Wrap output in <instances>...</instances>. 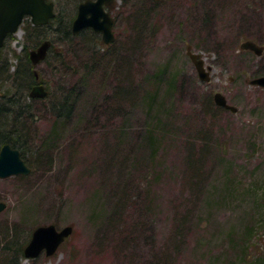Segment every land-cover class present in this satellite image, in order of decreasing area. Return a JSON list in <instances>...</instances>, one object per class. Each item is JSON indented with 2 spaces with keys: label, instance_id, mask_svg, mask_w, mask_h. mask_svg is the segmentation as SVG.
Instances as JSON below:
<instances>
[{
  "label": "rangeland",
  "instance_id": "obj_1",
  "mask_svg": "<svg viewBox=\"0 0 264 264\" xmlns=\"http://www.w3.org/2000/svg\"><path fill=\"white\" fill-rule=\"evenodd\" d=\"M113 16L115 41L95 65L79 40H57L67 67L35 66L40 81L77 90L75 111L57 119L46 102L34 104V171L0 178V234L16 224L25 236L37 225L74 227L55 254L19 264L264 260V86L251 82L264 75V0H119ZM25 33L22 25L3 48L12 70L26 43L35 49ZM217 91L236 112L217 108ZM153 124L164 132L157 147Z\"/></svg>",
  "mask_w": 264,
  "mask_h": 264
},
{
  "label": "trees",
  "instance_id": "obj_2",
  "mask_svg": "<svg viewBox=\"0 0 264 264\" xmlns=\"http://www.w3.org/2000/svg\"><path fill=\"white\" fill-rule=\"evenodd\" d=\"M71 1V8L67 13L58 8L59 3L57 2V8L55 7V16L46 25H34L28 16L25 17L22 24L26 30L25 41L28 43L30 42L31 45L33 44L34 48H37L43 41L50 40V47L46 58L43 61L46 62L52 69L60 68L61 66L67 67L69 59L66 50H61V48L55 45L57 40H62L68 46L72 47L74 46L75 41L79 40L77 41V44L81 43L84 50H88L92 57L90 63H86V66H91L92 64L95 65L102 57L103 48L112 46V43H103L102 35L96 33L91 28H86L77 34L73 33L72 22L76 16L78 4L83 0ZM65 11H67V9ZM12 36L13 34H9L8 38H12ZM28 46L30 45L27 43L24 46V56L17 55L19 63L16 65L14 70L11 69L12 66L10 62L3 60V48L1 51L0 74L3 73V70H5L7 74L5 81L0 85V150L6 143H9L14 148H18L23 159L26 161L28 166L31 167L32 173L34 171V166L31 163L32 161L30 162L26 156V149L27 145H29L28 143L30 142V129L27 125V119H34L36 116L34 104L37 101L46 102V105L53 116L57 117V119H67L72 116L75 111V103L72 97L75 96L76 93L78 94V92L74 87L66 92L62 91L64 87L58 86L59 88H54L51 85L50 80H46L47 82L45 84L49 92L48 95L45 98L31 97L30 90L37 82V78L36 71L34 70L36 65L32 63L29 53H27L28 48L26 47ZM165 72L166 68L162 70V76ZM9 81H11L10 84L8 83ZM151 95L152 96L148 97V99L152 104L154 95ZM217 108L221 109L222 107ZM158 112L161 113L159 110ZM57 130L56 126L53 127L50 138L45 141L43 148L45 146H50L49 141L52 137H57ZM157 132L159 133L161 139L164 136V132L158 130L154 124L148 130V137L150 142L154 143V146L158 145L157 137L155 135ZM28 152L31 153L29 150ZM4 231L6 230H2L0 234L1 242L3 243L0 245V256H3L0 259V263L6 262L7 264H19L20 258L24 256V247L29 241L31 234H29V236H25L24 230L18 227L17 224L15 225L12 233L10 232L9 234H6ZM251 264H264V260L255 261Z\"/></svg>",
  "mask_w": 264,
  "mask_h": 264
},
{
  "label": "water",
  "instance_id": "obj_3",
  "mask_svg": "<svg viewBox=\"0 0 264 264\" xmlns=\"http://www.w3.org/2000/svg\"><path fill=\"white\" fill-rule=\"evenodd\" d=\"M117 0H83L78 4L77 15L72 22V31L77 34L86 28H92L95 32L102 34V40L108 44L115 40L113 31L114 18L112 10ZM29 16L34 25H45L55 16V2L53 0H0V56L2 47L10 33H16L24 18ZM50 40L43 41L36 49L30 51V59L33 64L44 60L50 46ZM248 48L255 50L258 54L261 48L247 43ZM199 77L202 80H210V72L206 69L205 61L197 54H190ZM37 78L39 77L36 73ZM253 84L264 86V75L253 78ZM48 90L44 83L35 84L30 91L32 97L45 98ZM215 103L233 112L237 108L229 103L227 97L220 91L214 93ZM31 168L22 158L19 149L12 147L9 143L2 146L0 150V178L12 175L30 174ZM7 206L5 201H0V212ZM74 231L72 225L62 228L54 223L38 225L32 232L29 242L24 247L26 258H36L43 252L51 256L57 252L59 247L69 238Z\"/></svg>",
  "mask_w": 264,
  "mask_h": 264
},
{
  "label": "flooded vegetation",
  "instance_id": "obj_4",
  "mask_svg": "<svg viewBox=\"0 0 264 264\" xmlns=\"http://www.w3.org/2000/svg\"><path fill=\"white\" fill-rule=\"evenodd\" d=\"M36 83H38V81H37ZM36 83H35V84H36Z\"/></svg>",
  "mask_w": 264,
  "mask_h": 264
}]
</instances>
